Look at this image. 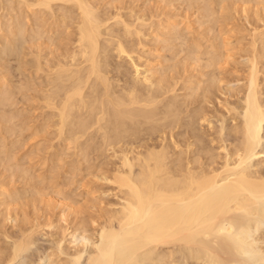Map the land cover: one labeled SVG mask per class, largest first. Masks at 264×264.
I'll return each mask as SVG.
<instances>
[{"label": "bare ground", "instance_id": "bare-ground-1", "mask_svg": "<svg viewBox=\"0 0 264 264\" xmlns=\"http://www.w3.org/2000/svg\"><path fill=\"white\" fill-rule=\"evenodd\" d=\"M16 1L17 0H0V9H5L7 7L6 14L7 12L9 13L10 9L16 10ZM102 1L99 0V3H102ZM163 1L164 0L160 2L163 3ZM167 1L170 3V0ZM175 1L178 2V0ZM175 1L172 0L171 3H175ZM179 1H183L182 5L185 2L187 6L189 5L188 3H193V6H196L195 4L199 0ZM223 1L225 2L227 0H222L221 2ZM235 1L236 5L234 0H231V2L229 1L230 5L233 4L236 6L233 7V11H230L232 15L233 12H236L234 9L237 8L239 10L238 7L241 6L238 0ZM245 1L246 5H242L243 7H241L240 10L244 15L247 14V9L248 11L251 9L249 8L250 3L247 5V2L252 0ZM254 1L255 3L257 2V0ZM254 1L252 2L255 5ZM259 1L261 0H258L257 3L261 5L262 2L261 6H264V2ZM18 2L19 1H17V5L22 9L21 18L22 16L23 18L20 19L19 14H17L15 20L8 17L9 20L12 19V23L10 22L9 24V21L8 23L5 22L6 26L7 24L10 26L8 28L6 27L7 33L6 31L3 33L4 30L2 32L5 23L4 26L2 25L3 23H0V34H4V37H0V40H6L7 37L5 34L8 35V41H6L5 44L3 42L2 45L0 41V61L11 57H14L15 60L17 57L18 60L22 52L23 55L26 54V58L28 55L29 58L30 56L33 58V66L30 70L33 68L35 71L34 75H38L37 77L40 81H37L36 85H34V87H38V89L36 88L37 90L34 89V94L35 90L38 93L37 98L36 95L32 97L39 101H37L39 104V106H37L41 109L40 114L42 115L40 116H44V120L41 119V121H44V125L41 124V130L39 129L41 133L38 131V134L40 133L43 135L45 128L47 129L48 126H51L52 129L54 128L53 130H55L56 133V139L54 140H57L60 144L63 142L67 148L69 146L72 147L73 150L71 154H73L71 157L74 161L77 160L76 164L80 161L83 163L85 156L86 159H88L87 155L91 154V152L95 151L96 154V151L101 152L102 150L103 155V152L105 154L106 151L112 149L113 152L111 157L118 158V162L114 164V166L112 163L114 170L112 171L113 173L110 174V176L112 175L110 182L108 181L109 178L106 177H103L104 179L102 178L101 180L108 181L111 185L113 184L116 186L115 190H117V192L116 194L114 193L116 201L109 204L110 209L104 210V207V212L100 210L102 214L93 215L94 213H90L92 215L90 216L91 219L88 218L89 221H86L85 218L79 216L80 214L82 215L80 211L79 215L77 214V207L79 208V206L76 207L72 204V196L68 197V194L66 197L63 195L62 190L61 194L59 191L60 188L56 190L55 185L51 186L53 176L50 178L51 181H49L50 179L47 181L46 176L48 175L45 176L44 173V175L41 176V170L40 177L45 176L44 178L46 180L44 181H47L48 185L51 183V185L47 187L45 183V186L43 185V187L35 189V186L33 187L32 184L33 191L36 193L35 196H37L36 201L38 203V201L41 200L40 203H43V199L50 195L51 199L49 197L48 200H50L51 203L48 201L50 203L48 207L51 205V210L52 206L53 210H58L55 216V218H57L54 220L50 219L54 214L53 212L50 213V218L47 217V215L44 216L46 218H43L42 216L44 214L40 217H35L38 216L35 215V213V216L33 215V217H30L29 213V218L27 217L23 211L22 202L25 204L27 200L26 204H29L30 209L32 187L29 185L28 189H31L30 194L26 188V190L21 189L19 184H22L25 178V185H27V181L37 176H31V173L29 175L28 172L31 171L29 167L31 166L27 167L29 169H27L28 172L26 169H22L24 165L22 166L19 164L21 157L18 161L16 159L17 162L15 161L12 164L14 157L16 158L17 155L18 157H24L20 153L18 154V149L20 147L17 149L18 152L16 149L15 151L12 150V152H16L14 157H12L14 153L11 152L12 155L10 154L11 148H8V145L12 142L11 146H15L13 145L15 136L12 137L10 135L11 142H7V146L5 145L6 142L3 141L5 140L3 134H7V138L8 133L15 135L17 132V128L15 130L16 132H14V122L11 121L13 119H18L16 114H9L10 111H13H5L4 108L6 106L9 107L11 99L12 103L14 102L12 95L14 96L16 94L15 89L18 92L20 90L18 85L16 88L11 85L10 89L12 87V89H14V92H11L7 89L9 85L6 86V84V89H4V83L6 81L3 83L2 80L6 75L3 72L1 76H5L4 78L1 77L2 80L0 82V167L2 166L1 170H3L0 172V213L3 214L0 215V243L2 245L0 246V264H14L23 254L26 256L27 254L25 255V253L33 250L31 248L35 245V235L48 237L51 241L49 244L52 245L51 248H53L50 254H46L49 253L48 251L45 255L41 253L42 257L39 259L40 263L38 264H42L41 261L43 262V260L49 261L50 264H189L191 261H194L195 264H252L256 260L260 263L261 259L262 264H264V250L253 245L254 240L259 237V231L262 230L263 232L264 227V159L260 157V155H264V151L259 150L262 149L264 145V65L261 66V63H259V60L262 61V59H264V54L260 56L256 46L257 41H259L258 38L262 41V47L264 46V41L262 39L264 38V32H260L261 30L258 29L259 25L256 27L259 31L253 27L252 33L248 28L245 30V32L249 31L248 33H251V38L248 36L249 41L246 40L250 42L249 47L251 45L250 49H247V52L244 53L246 58L243 56V53H241L242 59L243 57L245 58L244 66L246 65V70L242 72V62L241 71H239V73L244 74L240 77L241 81H233L234 84L236 82L241 83H239L237 87L231 88L227 86L223 89L221 85L223 84L221 80L223 76L221 75L224 74V71L222 69L224 68L225 70V66H228L230 62L233 64L234 62L230 60H233L232 55L235 57V55L232 54V52L234 53L235 51L233 50L231 52L229 46L231 45L234 47L235 43H242V40L240 41L239 39V42L236 41L233 45L231 41H223L222 37V40L219 38L220 41L218 36L215 35L212 36L214 38L210 36L213 41L209 40L210 37L208 38L210 42L212 41L211 44L208 43L207 46H203L201 44V38L198 39L194 35H191L193 41L184 43L182 26L178 27L181 25L180 23H178V26L175 24L177 20H179V17L177 14L173 13L174 7L172 8L174 17L171 18L173 20L176 15L178 19L175 18V23L170 22V18L164 21L163 18H166V16H163L162 19H159L160 16H157L158 20L152 12L154 9L151 10L153 15H150L148 12L147 16L143 13L139 14V12H136L137 9L132 10L133 6L128 12L126 11V13H123L125 9L122 4V7H118L116 3H114V6L111 5L113 4L112 2H116V0H108L109 5L107 7H111L107 10L106 8L102 10L105 4L101 6L96 0H20V2ZM119 2L122 3V0H119ZM221 2H219L218 5L224 4L223 7H227V4L225 5V3ZM3 3H6V6L4 5L3 7ZM212 3L214 4V2ZM212 3L209 0H203V7H200L201 9L199 8L202 10V14L200 15L201 21V17H203V19H205V17L206 19L211 17V20L213 17L215 18L214 14H216V10H214V8L217 6L215 7V4L212 5ZM237 3L239 4L237 5ZM257 3L254 7L252 5L253 8H259L258 10L255 8L254 12L252 11L253 15L250 11L251 15L249 16H252V18L256 16L259 17L264 9V7H260ZM133 4L134 3H132V5ZM126 5L127 4H125V7ZM166 5L167 3L164 4L165 7ZM182 5L180 4L179 7ZM187 6L186 8H188ZM193 6L192 4L189 6L190 10L193 9ZM199 6H201V4H199ZM247 6L248 8L245 9ZM54 7H56L57 12ZM141 7H144V5ZM223 7V13H220L221 6H219L216 15H218L219 12V14L226 16L225 10H227V8L224 10ZM137 8L139 9V7ZM156 8L157 6L155 7V11H157ZM177 8L178 7H176V10ZM164 9L165 8H162V13ZM144 10H146V8ZM169 10L171 9H168V11ZM168 11L167 14L169 15ZM228 11L229 10H227V12ZM159 12H161V10ZM184 12H186L185 8ZM199 14L200 12L198 13L197 11L195 15L196 18L199 17ZM227 15V19L228 17L229 19L232 18V16L230 18V14ZM239 15V18H244L240 12ZM6 16H3V18H6ZM261 16L258 19L261 20ZM47 17L49 18L47 19ZM257 17L254 18L255 22L257 21ZM219 18L220 15L218 19ZM222 18L224 17L222 16ZM246 18L247 16L245 19ZM263 18L262 21H264ZM50 19L51 21L48 23L47 20ZM67 19L72 23L71 25L69 24L70 27L67 26V24L70 23V21L67 23ZM155 19L158 21H155ZM200 19V28L202 29L203 25L207 23H205V21L204 23L201 22ZM220 19L219 21H224L223 24L225 25L226 19ZM247 19L250 20V17ZM4 20L7 21V19ZM59 20L60 25L57 24ZM217 20L216 23L214 20V23L215 26L217 24L216 32L220 35L222 32H219V30L224 31V28L221 30L222 28L220 27L221 29L219 28V30H217L219 25L223 26V24L221 22L220 24ZM23 21L26 22V26H23ZM189 21H191V19ZM212 21H206L208 22V29H210L209 24ZM233 21L235 22V20ZM258 21L256 23H258ZM46 22L48 23L47 26ZM178 22H181V20ZM191 22H195V18L194 21ZM228 22H230V20L227 21V24ZM260 23V27L262 26L264 30L262 22ZM248 24L250 23L248 22ZM248 24L245 23V26ZM61 26L63 31L66 29L65 32L68 28L72 29L70 33L68 30L71 37L65 42L66 44L68 43L64 45L65 48L63 47L64 49H61V51L59 50L60 54H57L54 58L51 57L53 58L51 61L48 60L49 57L47 58L42 54L43 52H47L46 49L48 48H52L53 50L57 42V47L59 43L64 44L61 38L63 35V33H61ZM155 26L161 31L160 32L156 28V30L159 31L158 37L160 33H163L161 37L164 36V38L159 39L156 36L157 31L155 30ZM176 26L177 29L179 28V31H176L177 29L175 30ZM191 26L192 28L193 26L197 27V25H193L192 23ZM215 26L213 24L212 27L215 29ZM57 27L60 28V32H58L59 30L57 31ZM189 27L190 25H188L187 29L191 31L192 29ZM227 27L229 28V26ZM200 28L198 29L200 30ZM29 29L30 32L28 31ZM185 29L186 28H184L183 31H185ZM208 29L205 28V30L209 32ZM228 30H230V28ZM25 32L31 35L30 37L29 35L27 36L29 40L24 38ZM55 32L56 34L58 32L57 36L60 35L59 33L62 34L60 35V42L57 41L58 38ZM154 32H156V35ZM204 32L205 31H203V34ZM195 33L197 34L198 32H195L194 29V34ZM226 33V38L228 40L231 39L228 37V31ZM232 33L230 31V34ZM45 34H50V36L47 38V35L44 42H42L43 35ZM53 34L56 36V42L52 47V42L55 40ZM67 34L63 35V38L66 39L68 36ZM208 34L213 35L210 32L207 34L205 32V37ZM9 35L12 38L10 37L9 39ZM199 35L201 36V34ZM35 37L38 38L37 40H40V43H43H41L40 46L44 47V51L42 49L39 50L37 47L39 51H35V53L32 52L31 47H33L32 43H34ZM231 37L234 38L235 36L231 35ZM143 38L145 40L146 38L155 39V41L152 40L154 46L156 40H158V44L162 42L160 46L163 45V43H167L168 46L172 43V49L179 45L178 41H181V48L183 47L181 52L186 53L183 55L184 59H181L180 67L178 64L177 69L176 64V68L173 67V70H171L169 64H166L164 68H169L170 70L168 69V71L170 72L166 75L164 74L165 76L160 74L159 69H161V67L159 68V65L162 63V60L158 61V71L155 70L156 68L154 67L156 64L155 66L153 65L152 59V64L149 59L143 60L148 50H151L150 47H148V50L146 49L145 44L147 42L145 43ZM37 40L34 46H36L37 43L40 44ZM175 41H177V45ZM214 41L215 43H213ZM261 41H259L260 44L258 43V46L261 45ZM152 42L150 41V45ZM173 42H175L176 46ZM247 42H245L246 45H248ZM26 44L28 46L30 45L27 47L29 51L26 49ZM62 44L61 46H63ZM158 44H156V46ZM24 45L25 49L28 51L26 53L24 52L26 51ZM165 46L167 47V45ZM165 46L163 47L166 48ZM155 47L153 48L152 46L153 49H155ZM244 47L247 48V46ZM262 47L260 49L258 48L260 53ZM162 49V47L161 49L159 48L161 52ZM177 49L180 50V45ZM177 49L172 50L174 53L176 51V54H174L175 58L170 55L173 60L169 58V62L171 60L174 61L177 55L179 57L180 51ZM34 50L35 47L33 48V51ZM155 51L152 55L149 54V56L152 57L154 53L157 55V51ZM150 52H152V50ZM250 52L251 54H249ZM52 53L53 51L49 52V54L47 52V56H51ZM55 53H58L57 48ZM55 53L53 54L55 55ZM246 53L249 56H246ZM23 55L21 58L25 57ZM146 57L149 58L148 56ZM154 59L155 58H153V60ZM142 60L145 62L141 63ZM2 62H0V69L1 65L2 67L4 66ZM159 62L161 63L159 64ZM163 62L167 63L165 59ZM27 63H25L24 67L28 65ZM229 66L231 67V65ZM20 68L22 69V67ZM164 68H162L161 71ZM17 69L19 70V66L16 70ZM165 69L164 72L166 73L167 70ZM174 69H177L176 72H174ZM24 70H26V68ZM236 70L238 69H234L235 72ZM222 72L223 74H221ZM219 76H221V78H219ZM30 78L32 82V79H34L32 74ZM4 80H6V78ZM26 81L27 82L24 84L28 83L29 77ZM229 83L232 82L229 81ZM31 84L33 87V83ZM31 84L29 82V85ZM23 85H19V87ZM25 87L27 89V86ZM26 89L25 91H28ZM31 91H33V89ZM178 91L181 92V95ZM214 91H216L218 95H221V98H217ZM17 95L15 97H17ZM12 103L11 105L13 106L14 103ZM11 105L10 107H12ZM38 118L40 117L38 116ZM10 121L12 122L13 128L11 125L7 126V123L9 122L10 124ZM21 121L22 120H20V123L22 124L23 121ZM3 124L6 125L4 126ZM38 124L40 126L39 121ZM34 131L36 132V130ZM17 133L19 135V132ZM38 134L36 133V135ZM18 135L16 138L20 137ZM42 135L41 138L45 141L46 138L43 139L44 137ZM46 135L48 136V134ZM17 140L16 142L14 141L16 145L18 143ZM50 141V143H52L53 138ZM4 142L5 144H3ZM38 144L39 143H37V145ZM52 147L50 144V150H52ZM116 147H120L119 154L115 151L117 150ZM60 148L64 149L63 145ZM67 148L66 150L68 151ZM12 149H14V147H12ZM56 151L55 149V153L52 151L54 156L51 155V157H55L56 153L62 157L60 154L62 151H60V153ZM74 151L75 156H73ZM63 155L65 156L64 153ZM57 157L58 156L54 159L56 160ZM79 157L82 158V160ZM11 158H13V160ZM62 158L56 161L59 162L61 159V162H63ZM90 159L91 157L89 160ZM95 160H97V158H95ZM49 162L51 163V168H53L54 165L52 164L54 161L51 162L49 160ZM7 164H9V166ZM12 166H15L13 168H16V172L14 171V173L12 169L13 174L11 173L12 175H10L9 173V175H6V171L8 169L10 170ZM41 167L43 169L45 168L43 165ZM55 170L51 169V171L59 173L58 169L55 168ZM36 173L38 175V172ZM48 174L50 177V173ZM53 174L54 173H52V175ZM66 174L68 175V173H64L65 177ZM37 178L40 179L39 177ZM37 178V183L42 186L40 182L43 184V181L40 180L39 182ZM54 179L56 180L55 177ZM33 180L35 181V179ZM17 182H19L18 185ZM72 182L70 186L73 188L72 184L74 183ZM11 184L12 186H10ZM15 184L16 186H13ZM64 184H68L69 186L68 182L65 183L64 181ZM35 185H37L36 182ZM82 185L84 186L86 184L82 183ZM17 186H19L21 190H19ZM46 189L47 191L49 190L48 193L45 192ZM62 189H64V186ZM73 191L75 190L73 189ZM93 191L92 193H94ZM94 194H96V192ZM86 195L85 202L84 197ZM86 195H82L84 201H81L82 203L80 202V204L78 203L80 206L82 205V207H84L87 201H92V196H90V200H87L89 195ZM73 198H75L74 195ZM76 198L81 197L76 196ZM99 202H101L100 198ZM45 203L46 201L44 205ZM47 203L45 210L46 208L49 210ZM90 204L92 205V203ZM93 204L96 205L97 202ZM87 206L89 207V205ZM87 206L84 208L86 209ZM91 207H94V205ZM97 207L98 209H102L101 206ZM48 210L47 212L49 213ZM27 212L28 211H26V213ZM76 215H78L79 218ZM59 223L63 225L59 226ZM8 229H14L17 232H14V234ZM57 229L60 231L58 232ZM54 230L57 232H54ZM257 232L259 233L257 234ZM257 244H259L258 240ZM175 247L178 248L177 253L181 252V256L178 257V255H175ZM244 256L246 257L243 259L242 257ZM36 259L38 260V258ZM188 259H191V261L189 262ZM222 259H224L223 262ZM250 261H252V263H250Z\"/></svg>", "mask_w": 264, "mask_h": 264}, {"label": "rangeland", "instance_id": "rangeland-1", "mask_svg": "<svg viewBox=\"0 0 264 264\" xmlns=\"http://www.w3.org/2000/svg\"><path fill=\"white\" fill-rule=\"evenodd\" d=\"M17 1H19L20 2V0H17ZM17 1H16V5H15V9L16 10H11L10 9V11H9V13L7 12V14L5 13L6 11H7V7L5 8V9H0V16H1V21H0V23L4 26V23L5 22H7L8 23V21H9V24H10V22L12 23V19L11 20H9L8 19V17L9 18H13L14 20H15V18L17 17V14H19L20 15V17H19V15H18V17L20 18V19H22L23 18V16H22V18H21V15H22V9H21V7L20 6H18L17 5ZM102 1V0H101ZM104 1V2H103ZM102 1V3L100 2L99 3V0H96V2H98L101 6L102 5H106V3H107V5H106V7H105V5L102 7V10H104L105 8H106V10L108 9V8H110L111 6H109V7H107L109 4H108V0L107 1H105V0H103ZM110 1H112V0H110ZM121 1V0H120ZM133 1V2H132ZM160 1H162V0H122V3L121 2H119V0H118V3H117V0H116V2H112L113 4H111V5H113L114 6V3H116V5L118 4V7H122V5H123V8L125 9L124 11H123V13H126V11L128 12V10L129 9H131L132 8V6H133V9L132 10H136V12H139V14H145L146 16H147V13L149 12V14L150 15H153V13H154V16H155V18H157V16L159 17L160 16V18L159 19H162V17L163 16H166V18L164 17L163 18V20L164 21H167V20H165V19H169L170 18V22H173V23H175V18H177L176 17V15H175V18L172 20V18L174 17V14H177V16L179 17V20H177V22L175 23L177 26H178V23H180L181 25L180 26H178V27H181V29H182V34H183V40H184V43L185 42H190V41H193V37L191 36V35H194L195 37H197L198 39L199 38H201V44L203 45V46H207V44L209 43V44H211L212 43V41H213V39L212 38H214V37H212V36H215V35H217L218 36V39L220 38L221 40H222V38H223V41L224 40H226V41H231V44H233L234 42H236V41H238L239 39H240V41L242 40V43L241 42H239V43H235V45H234V47L233 46H229L230 48V51L232 52L233 50L235 51L234 53L232 52V54H234L235 55V57H233V55H232V59L233 60H230V61H232V62H234L233 64H231V62H230V64L229 65H231V67L228 65V66H225L226 68H225V70H224V68L222 69L223 71H224V74H223V72L221 73V74H223V75H221V76H223V78L221 79L222 80V82H223V84H221L222 85V87H223V89H225V87H231V88H233V87H237V85L239 84V83H241V82H236L235 84L233 83V81H241V78L240 77H242V75L244 74V73H239V71H241V66H242V64H243V66H242V72H244L246 69H245V66H244V61H245V55H244V53L245 52H247V49H250V47H251V45H250V47H249V43L250 42H247V41H249V37L251 38V31L253 30L252 29V27L254 28V29H257L256 27L259 25V28L258 29H260L261 31L260 32H264V30H263V27L261 26L260 27V22H262V25L264 26V21H262V18L264 17V15H263V12H264V9L262 10L261 8V10H262V14L261 15H263V16H261V15H259V17L261 16V20L260 19H258L259 17H257V21H258V23H256L255 22V20H254V18H256V17H254L255 16V14H254V18H252V16H249V15H251L250 14V11H251V13H252V15H253V12L255 11V8H253L255 5H256V3L258 2V0H257V2L255 3V1L254 0H252V1H254V3H255V5L253 4V2L252 1H250V0H248V1H250V2H247V5L250 3V5H249V8H251L249 11H248V6L245 8V9H247V14L246 15H244V13L243 12H241L240 10H241V7H243L242 5H246V1L244 0V3H243V0H241V2H240V0H238L239 1V3L241 4V6L240 7H238L239 8V10L237 9V8H235L234 10L237 12V11H239L240 12V14L241 15H243V17L244 18H239V12H233V15L234 14H236V15H232L231 14V10L233 11V7H236V6H234L233 4V6L232 5H230V2H231V0H227L228 1V3H227V1H223V2H221L220 0H219V2H221V3H225V5L227 4V7H223V5L222 4H220V5H218V0L216 1V0H209L211 3L212 2H214V4H215V7L216 8H214L212 5H214L213 3H212V7L214 8V10H216V14H217V10H218V8H219V6H221V11H220V13L222 12L223 13V11H222V7H223V9L225 10L226 8H227V10H229L228 12H227V10H225L226 11V16L225 15H221V14H219V12H218V15H216V14H214V16H215V18L213 17L212 18V20H211V17H209V18H207L206 19V17H205V19H203V17H201L202 18V21H201V19H200V15L202 14L201 12H202V10H200L202 7H203V0H199L198 2H196V6H193V3H191L192 4V8L193 9H191L190 10V3H188V2H186V3H188L189 5L187 6V4H185V2H184V4L182 5V3H183V1H179L178 0V2L177 1H175V0H173V1H175V3H177V4H175V3H171V1L172 0H170V3L167 1V0H164L163 1V3L162 2H160ZM205 1V0H204ZM261 1H263L264 2V0H261ZM261 1H259V2H261ZM18 2V3H19ZM123 2H124V4H123ZM126 2V3H125ZM159 2V3H158ZM180 2V3H179ZM234 2H235V5H236V1L234 0ZM130 3V4H129ZM132 3H134L133 5H132ZM144 3V4H143ZM167 3V5H169V6H167L166 5V7L164 6V4H166ZM198 3V4H197ZM205 3V2H204ZM233 3V2H232ZM239 3H237V5L239 4ZM122 4V5H121ZM125 4H127L126 5V7H125ZM157 4V5H156ZM173 4V5H172ZM182 5V6H180L179 7V5ZM199 4H201V6H199ZM260 7H264V6H261L262 5V2H261V5L259 4V3H257ZM264 4V3H263ZM4 5L6 6V3L4 4L3 3V7H4ZM115 5V6H116ZM121 5V6H120ZM144 5V7H141V6H143ZM171 5V6H170ZM252 5H253V7H252ZM131 6V7H130ZM147 6V7H146ZM152 6V7H151ZM157 6V8H156V10L157 11H155V7ZM160 8H159V7ZM185 6V7H184ZM186 6L188 7V8H186ZM197 6H199V7H197ZM251 6V7H250ZM13 7V6H12ZM128 7V8H127ZM136 7V8H135ZM137 7H139V9L137 8ZM174 7V9H173V13H172V8ZM176 7H178L177 8V10H176ZM182 7V8H181ZM198 9H197V8ZM201 7V8H200ZM258 7V6H257ZM18 8H19V10H20V12H19V10H18ZM135 8V9H134ZM141 8V9H140ZM146 8V10H144ZM158 8H159V10H158ZM162 8H165L164 10H163V13H162ZM184 8H185V11L186 12H184ZM195 8V9H194ZM200 8V9H199ZM229 8V9H228ZM230 8H232V9H230ZM54 9L56 10V12H57V9H56V7H54ZM127 9V10H126ZM150 11H149V10ZM154 9V11H152L151 12V10H153ZM168 9H171V10H169L168 11ZM179 9V10H178ZM188 9V10H187ZM254 9V10H253ZM257 9V8H256ZM259 9V8H258ZM257 9V10H258ZM3 10V11H2ZM140 10V11H139ZM142 10H143V12H142ZM148 10V11H147ZM161 10V12H159ZM166 10V11H165ZM182 10H183V12H182ZM190 10V11H189ZM12 11H14V12H12ZM167 11H168V13H169V15L167 14ZM178 11V12H177ZM195 11V12H194ZM197 11H198V13L200 12V14H199V17L198 18H196V14H197ZM242 11H243V8H242ZM253 11V12H252ZM260 11V10H259ZM151 12V13H150ZM158 13V15H157V13ZM180 12V13H179ZM59 13V12H58ZM57 13V14H58ZM155 13H156V15H155ZM162 13V14H161ZM166 13V14H165ZM179 13V14H178ZM196 13V14H195ZM249 13V14H248ZM172 14H173V16H172ZM180 14H182V15H180ZM225 14V13H224ZM227 14H230V18H231V16H232V18L231 19H229V17H228V19H227ZM7 15V16H6ZM150 15H148V16H150ZM162 15V16H161ZM187 15H188V17H187ZM191 15H193V16H191ZM219 15H220V20H224V18L226 19V23H225V25L223 24V22L224 21H219V19H218V17H219ZM3 16H6V18L4 17L3 18ZM167 16H168V18H167ZM181 16H182V18H181ZM195 16V17H194ZM217 16V17H216ZM222 16L224 17V18H222ZM247 16V18H249L250 17V20H251V22H252V24H254L255 25V27H254V25H252L251 24V22H250V20L249 19H245V17ZM172 17V18H171ZM183 17H184V19H183ZM190 17V18H189ZM237 17V18H236ZM2 18H3V20L4 19H7V21L6 20H2ZM49 17H47V19H48ZM187 20H186V19ZM189 18V19H188ZM194 18H195V22H191V21H194ZM234 18V19H233ZM33 19V18H32ZM158 19V18H157ZM157 19H155V21L157 20ZM158 19V20H159ZM178 19V18H177ZM183 19V20H182ZM191 19V21H189ZM199 19H200V21L201 22H203L204 23V21H205V23H207V24H204L203 25V30L200 28V22H199ZM218 19V20H217ZM244 19V20H243ZM157 20V21H158ZM181 20V22H178V21H180ZM184 20H186V21H184ZM214 20H215V23H216V20L220 23H222L223 24V26L222 25H219L218 26V29L217 30H219V28L221 29V30H223V28H224V31H220L219 30V32H222L220 35L219 34H217V32H216V28H217V24H216V26H215V23H214ZM230 20V22H228V24H227V21H229ZM233 20H235V22L233 21ZM236 20H237V22H236ZM242 20H243V22H242ZM248 20V21H247ZM263 20H264V18H263ZM49 21H51V19L50 20H47V22L49 23ZM67 21V23H68V21H70L69 19H67L66 20ZM183 21V22H182ZM188 21H189V23H188ZM197 21V22H196ZM206 21H212V22H210V29H208V22H206ZM244 21H245V23H247L248 24V22L250 23V24H248V25H246L245 26V23H244ZM46 22V26H47V23ZM162 22V21H161ZM199 22V23H198ZM254 22V23H253ZM66 23V24H67ZM155 23H158V22H155ZM183 23V24H182ZM190 25V27H191V31L189 30V29H187L188 28V25ZM191 23L193 24V25H197V27L196 26H193V28H192V26H191ZM197 23V24H196ZM203 23H201V24H203ZM211 23H212V25H211ZM220 23V24H221ZM229 23H230V25H229ZM9 24H7V26H6V23H5V26H4V28H3V26L1 25V27L3 28L2 29V32H3V30H4V32L3 33H5V31H6V33H7V28L8 27H10L9 26ZM26 24V22L25 21H23V26ZM57 24H59L60 25V20H59V22L57 23ZM69 24L71 25L72 23H71V21H70V23H68L67 24V26H69ZM213 24H214V26H215V29H214V27H212L213 26ZM185 27H184V26ZM229 26V28H230V30H228L229 28L227 27V26ZM243 25V26H242ZM26 26V25H25ZM40 26L42 27V25L40 24ZM177 26L175 27V30L177 29ZM199 26V27H198ZM202 26V25H201ZM226 26V27H225ZM241 26V27H240ZM244 26H245V28H244ZM7 27V28H6ZM70 27V26H69ZM189 27V28H190ZM156 28H157V26H155V30H156ZM184 28H186L185 29V31H183V29ZM198 28H200V30L197 29ZM205 28L206 29H208L209 30V32L210 33H215V34H213V35H211V34H208V35H206V37H205V32H206V34L207 33H209L208 31H206L205 30ZM211 28H212V30H211ZM227 28V29H226ZM233 28V29H232ZM243 28V29H242ZM246 28H248V30L251 32V33H248L249 31H246L245 32V30H246ZM250 28V29H249ZM262 28V29H261ZM10 29V28H9ZM60 28H58L57 27V31L59 30ZM180 29V30H181ZM194 29H195V32L197 31L198 33L196 34H194ZM257 29V30H258ZM61 33H63V35H66L67 33H68V30H69V33L70 32H72V29L70 28H68V30L65 32V30L63 31V28H62V26H61ZM157 30H159L158 28H157ZM156 30V31H157ZM228 31V37L229 38H231V39H227L226 37H227V31ZM243 30V31H242ZM29 32H30V29L28 30ZM27 31V32H28ZM55 31H56V28H55ZM160 31V30H159ZM159 31H157V35H156V32H154V34L158 37V34H159ZM176 31H179V28L176 30ZM191 32V34H190V32ZM202 31V32H201ZM203 31H205L204 32V34H203ZM215 31V32H214ZM230 31H231V33L232 34H230ZM244 32V33H242V32ZM259 31V30H258ZM58 32H60V30L58 31ZM58 32H57V34H58ZM66 34H65V33ZM161 32V31H160ZM163 32V31H162ZM165 32V31H164ZM181 32V31H180ZM185 32H186V36H185ZM201 32V33H200ZM0 33H1V30H0ZM61 33H59L60 35H62ZM67 34L68 36L66 37V39L65 38H63V35H62V39H63V41H64V44H62L63 46H61V44L59 43V45H58V47H57V44H58V42L56 43V46L55 47H53L54 45H55V42H56V36H57V34H56V32H55V34H56V36L53 34V37H54V41L52 42V44L53 45H51L52 47H53V50H52V48H48V49H46V51L48 52V54H49V52H51V51H53V53H55L56 52V48H57V51H58V53H55V55L52 53V55L51 56H47V52H43L44 51V47L43 46H40L41 45V43L42 42H44V40L46 39V36L48 35V34H45V35H43V38H42V42L40 43V40H37L38 38L37 37H35V41H34V43L36 44V40L37 41H39V43L40 44H38L37 43V45L36 46H34V43H32V45H33V47H31V49H32V52L33 53H35V51L37 52V51H39V50H43L42 52H43V54L42 55H44V56H46L47 58H48V60H53V58L55 57V56H57V54H60L59 52L61 51V49H64L65 47H64V45L66 44L65 42H67L69 39H70V34ZM188 33H189V37H188ZM225 33H226V36H225ZM246 33H247V35H246ZM32 34V33H31ZM199 34H201V36L199 35ZM202 34H203V38H202ZM236 34V35H235ZM3 35V36H2ZM0 34V37H4V34ZM25 39L27 38V36L29 35V37L31 36L29 33L27 34L26 32H25ZM60 35H58L57 36V41H61V40H59L60 39ZM161 35H163V33H160V35H159V39L160 38H164V36H162L161 37ZM231 35L232 36H235L234 38L233 37H231ZM5 36L7 37V39L6 40H3L2 38V40H0L1 41V44L3 45V42H4V44H5V42L6 41H8V35H6L5 34ZM50 36V34L47 36V38ZM191 36V37H190ZM199 36V37H198ZM212 38H211V37ZM224 36H225V39H224ZM249 36V37H248ZM10 35H9V39H10ZM186 37V38H185ZM210 37V38H209ZM222 37V38H221ZM239 37V38H238ZM12 38V37H11ZM206 38H207V42H206ZM208 38H209V40H212L211 42L208 40ZM236 38H237V40H236ZM244 38V39H243ZM246 38V39H245ZM28 40H29V38H27ZM65 39V40H64ZM189 39H192V40H189ZM203 39H205V40H203ZM219 39V40H220ZM259 39V41H261V39L260 38H258ZM263 39V41H264V38H262ZM149 40V41H148ZM152 40L153 41H155V39H153V38H146V40L143 38V41L146 43L145 45H146V49L148 50L149 48L148 47H150V49L152 50V52H150L149 50H148V53H147V55H145V58L143 59V60H145V59H149V61H150V63L152 64V62H153V65L155 66V64H156V66L154 67V68H156L155 70H157L158 71V69L161 67V69L162 68H164V67H166V64H169V68H171V70H173V67L174 68H176V64H177V69H178V64H179V67H180V62H181V59H184V56L183 55H185V53L186 52H181L182 51V49H183V47L181 48V41L179 42L178 40V44L180 45V50L179 49H177V47L179 46V45H177V41H175L176 42V45H175V42H173L174 43V45L176 46L174 49H177L178 51H180L179 52V57H178V55H177V57H176V61L174 62V61H172L173 60V58H175V55L174 54H176V51H175V53L174 52H172V50H174V49H172L171 48V46H173V44L171 43V45H169L168 46V44L166 43H163V45H161L160 46V43L162 44V42H159V44H158V40H156V42H155V46H156V44H158L156 47L153 45L154 43L152 42ZM189 40V41H188ZM218 40V41H219ZM220 40V41H221ZM247 40V41H246ZM62 41V42H63ZM150 41L152 42V44L150 45ZM204 42V44H203V42ZM209 41V42H208ZM259 41H257V43H256V46H257V52L259 53V55L261 56V54L263 55L264 54V46L262 47V41H261V45H259L258 46V43L260 44V42ZM149 42V43H148ZM206 42V43H205ZM245 42H247L248 43V45H246L245 44ZM213 43H215V41L213 42ZM216 43H217V41H216ZM43 44V43H42ZM68 44V43H67ZM66 44V45H67ZM206 44V45H205ZM238 44V45H237ZM40 47H39V46ZM165 45H167V47L165 46ZM237 45V46H236ZM240 45V46H239ZM243 45V46H242ZM30 46V45H29ZM27 44H26V49L28 50V48L27 47H29ZM59 46H60V48H59ZM152 46H153V48L155 47V49H156V51H155V49H153L152 48ZM163 46H165L166 48H164ZM244 46H247V48H245ZM262 47V49H263V52H262V49H261V53H260V50H258V48L260 49L261 47ZM35 47V50L33 51V48ZM37 47L39 48V50L37 49ZM42 47V48H41ZM64 47V48H63ZM161 47L163 48L162 49V52L159 50V48L161 49ZM231 47H232V49H231ZM236 47V48H235ZM239 47V48H238ZM249 47V48H248ZM59 48V49H58ZM167 48H169V49H167ZM234 48V49H233ZM24 49H25V45H24ZM25 49V50H26ZM240 49H241V51L242 50H245V51H240ZM1 50V49H0ZM24 51L25 53L26 52H28V51ZM60 50V51H59ZM169 50H170V52H171V54H170V52H169ZM156 52L157 53V55H155V53H154V57L152 56V57H150L149 56V54H153V52ZM164 51V52H163ZM167 51V52H166ZM230 51H229V53H230ZM237 51V52H236ZM249 51V50H248ZM161 53V54H159V53ZM172 53H173V55H172ZM180 53H181V55H180ZM183 53V54H182ZM241 53H243V56L245 57H243V59H242V54ZM46 54V55H45ZM162 54H163V56H162ZM177 54H178V52H177ZM241 54V55H240ZM249 54H251V52L249 53ZM23 55V52L21 53V55L19 56L20 58L18 59L19 60V62H18V60H17V57H16V60H15V58L14 57H11V58H9V59H7V58H5V59H2V61L4 62L5 60V62L3 63L2 61H0V62H2V64H4V66L2 67V65H1V69H0V82H1V80H2V78L1 77H3L4 78V76L6 75V80H2V82L4 83V81H6L5 83H4V89H6V86L7 85H9V86H7V89H9L11 92H14V89H10V87H11V85L12 86H14L15 88H16V86L18 85V88H20V90H19V92L18 91H16V89H15V95L13 96L12 95V97H13V103L15 104V106H14V104L12 103V99H11V103L13 104V106L11 105V103H10V105L12 106V107H10V105H9V103H8V105H9V107L8 106H6L5 108H4V110L6 111H10V110H12L13 112H11L10 111V113L9 114H16V117L18 118V119H13V120H11L12 122H14V132H16L15 130H16V128H17V132H19V135H18V133L16 132V134L15 135H13V134H9L8 133V136H9V139H8V136H7V138H6V135L7 134H3V136H5L4 137V139L5 140H3V141H5L6 142V144H5V142L3 143V144H5L6 146L8 145L7 144V142L9 143V142H11V138H10V135L13 137V136H15L14 137V141L16 142V140L18 139V138H20V139H18L17 141H18V143H17V145L15 144V142L13 141V139H12V141H13V145H15V146H11L12 145V142H11V144H9L8 145V148H11V150H10V154H11V152H12V150H14L15 151V149L17 150L19 147L21 148H19L18 150H19V152H18V150H17V152H18V154L20 153L21 155H23L24 157L22 158V156H19L18 157V155L16 156V158L14 157V155H16L15 153L16 152H12V153H14L13 154V156L12 157H14V160H13V158H11L13 161H12V164H13V162H15L16 161V159H17V161H18V159L20 158V161H21V163H20V161H19V164L20 165H24L23 166V170H27L28 168L27 167H29V166H31V167H29V168H31L30 170L32 171H29L28 172V170H27V172L29 173V175H30V173H31V176H33V175H35V176H37V177H39L40 179H38L37 177V179H38V181L40 182V180L41 181H43V184H42V182H40V184L42 185V186H40L39 185V183H37V181H36V178H32V177H30V178H32V179H30L31 181L33 180V179H35V181L33 180L32 181V183H31V181H30V183H29V181H27L28 182V184L27 185H25L26 184V182H25V176L24 177H22V178H24V183L22 182V184H19V186H21V189H23V190H26L27 189V191L28 192H30V194H31V189L29 190L28 188H29V185H30V187H32V184H33V187L35 186V189H39V188H41V187H43V185L45 184V185H47V187L48 186H50L51 185V183L48 185L47 184V181H48V179H50L51 178V176H53V178H52V185L51 186H53V185H55L56 186V190L58 189V188H60L59 189V191L61 192V190L63 191V195L64 196H66L67 197V195L69 194V196L68 197H71L72 196V204H74V206H79V208L77 207V209H78V211H77V209H76V211H77V214L79 215V211L82 213V215L80 214L79 216L81 217H83V218H85V220L86 221H89L88 220V218H90L91 219V217L90 216H92L91 214L92 213H94L93 215H97V214H102L101 212H102V210L104 209V207H105V209L104 210H107L108 208L110 209V207H109V204H112L113 202H115L116 201V198H114V196H115V194H116V192H117V190H115V187L116 186H114L113 184L111 185V183H109L110 182V179H111V176H110V174L111 173H113L112 171L114 170V164H116L117 162H118V158L116 159V158H113V157H111V155H112V149H109L108 151H106L105 152V154H104V152H103V155H104V157H103V155H102V150H101V152L100 151H96V154H95V151L94 152H91V154H89V155H91V156H89V155H87L88 156V159H86V156H85V159L83 160V163L80 161L79 163H81V164H79V163H77L76 164V162H77V160L76 161H74V159L71 157L72 156V154H71V152H72V147L71 146H69L70 147V149H69V147L67 148L66 147V145L65 144H63V142L60 144V142H58L57 140H54V139H56L55 138V135H56V133H55V130H53L52 128H51V126H48L47 127V129L45 128V132H43V135L42 134H40L41 133V131H39V129H40V127H41V124H43L44 125V116H40V115H42V114H40L41 113V109L38 107L39 106V104H38V100H36V98H37V95H38V93H37V89H38V87L37 86H35L34 87V85H36V82L37 81H40L39 80V78L37 77L38 75H34V70H33V68H32V70H30L31 69V67L33 66V64H32V61H33V58L30 56V58H29V55L27 56V58H26V54H24L23 56H25L23 59L21 58V56ZM164 55H165V58H164ZM173 56V58H171V56ZM231 55V54H230ZM236 55H237V57H236ZM240 55V56H239ZM146 56H148L149 58H147ZM160 56V57H159ZM167 56H168V58H167ZM246 56H249L247 53H246ZM51 57H53V58H51ZM159 59H157V58ZM239 57H241V58H239ZM13 58H14V61H13ZM153 58H155L154 60H153ZM161 58H164L165 59V62H167V63H164L163 62V60L164 59H161ZM172 59L170 62L168 61V60H170V59ZM235 58V59H234ZM263 58V57H262ZM261 58V59H262ZM21 59V60H20ZM151 59H152V62H151ZM166 59H167V61H166ZM238 59V60H237ZM25 60V61H24ZM51 60V61H52ZM142 60V61H143ZM157 60V61H156ZM160 60H162L161 62L162 63H164V64H162L161 62H159V68L157 67L158 66V61H160ZM21 61V62H20ZM29 61H30V64H29ZM141 61V63H144L145 61H143L142 62ZM178 61V62H177ZM237 62V64H236V62ZM239 61V62H238ZM7 62V63H6ZM15 62V63H14ZM28 62V63H27ZM177 62V63H176ZM243 62V63H242ZM263 62V63H262ZM12 63V64H11ZM21 63H22V65H21ZM25 63H27L26 65V67H24L25 66ZM173 63H175V64H173ZM239 63H240V66H239ZM242 63V64H241ZM259 63H261V66H263L264 65V59H262V61L261 60H259ZM1 64V63H0ZM18 64H20V65H18ZM24 64V65H23ZM245 64H246V62H245ZM6 65V66H5ZM16 65H17V67L19 66V70H20V72H19V70L17 69L16 70ZM163 65V66H162ZM173 65V66H172ZM227 65V64H226ZM235 67H233V66ZM238 65V66H237ZM29 66V67H28ZM170 66H172V67H170ZM237 66V67H236ZM20 67H22V69L20 68ZM168 67V66H167ZM228 67V68H227ZM264 67V66H263ZM3 68V69H2ZM26 68V70H24ZM169 68H167V69H165V70H167V72L165 73L164 72V69L161 71V69H159L160 70V74H162L163 76H165L166 74H168L170 71H168V69ZM222 68V67H221ZM230 68V69H229ZM232 68H233V70H232ZM244 68V69H243ZM177 69H174L175 71L174 72H176V70ZM234 69H238V70H236V72L234 71ZM1 70H2V72H1ZM4 70V71H3ZM170 70V69H169ZM232 70V71H231ZM17 71V72H16ZM3 72L5 73V75H3V76H1L2 74H3ZM164 72V73H163ZM226 72V73H225ZM20 73V74H19ZM24 73V74H23ZM28 73H29V75H28ZM33 75V78L34 79H32V82H31V78H32V76H31V78H30V75L31 74ZM27 74V75H26ZM165 74V75H164ZM238 74H239V78H238ZM20 75V76H19ZM21 75H23V76H21ZM226 75V76H225ZM221 76H219V78H221ZM28 77H29V81H28V83H26V84H24L25 82H27L26 81V79L28 80ZM156 77V76H155ZM26 78V79H25ZM36 78H37V80H36ZM238 78V79H237ZM234 79V80H233ZM11 80V81H10ZM35 82H34V81ZM226 81V82H225ZM229 81L230 82H232V83H229ZM7 82H9V83H7ZM12 82V83H11ZM14 82V83H13ZM18 84H17V83ZM29 82H30V84L31 83H33V87H32V84L31 85H29ZM228 83V84H225V83ZM39 83V82H38ZM38 83H37V85H38ZM5 84H6V86H5ZM14 84V85H13ZM24 84V85H23ZM19 85H23V86H20L19 87ZM25 86H27V89H26V87ZM239 86V85H238ZM24 87V88H23ZM29 88V89H28ZM37 88V89H36ZM25 89L26 90H28V91H25ZM33 89V91H31ZM34 89H36L35 90V94H34ZM2 90H3V87H2ZM22 91V92H21ZM215 93V96L217 97V98H221V95H218L217 94V92L216 91H214ZM224 92V91H223ZM37 93V94H36ZM178 93L181 95V92L180 91H178ZM177 93V94H178ZM18 94V95H17ZM17 95V97H15ZM35 95H36V98H34L35 97ZM218 95V96H217ZM32 96H34V97H32ZM220 96V97H219ZM26 97V98H25ZM30 97H31V99H30ZM15 98H16V100H15ZM33 98V99H32ZM18 100H19V103H18ZM38 101V102H37ZM38 105V106H37ZM36 106V107H35ZM37 107H38V109H40V110H38L37 109ZM15 108V109H14ZM16 110V111H15ZM17 111H19V112H17ZM21 112V113H20ZM38 116L40 117V118H38ZM22 120L21 122H22V124L20 123V120ZM41 119H43L42 121H41ZM10 121V124H9V122L7 123L8 125L7 126H10L11 125V127L13 128V125H12V122ZM38 121L40 122V126H39V124H38ZM16 122V123H15ZM33 122V123H32ZM35 123V124H34ZM31 124V125H30ZM4 125V124H3ZM6 125V124H5ZM4 125V126H5ZM26 125V126H25ZM38 125V126H37ZM49 125H51V124H49ZM19 127H22V128H19ZM26 127V128H25ZM28 128V129H27ZM35 128V129H34ZM38 128V129H37ZM19 129V130H18ZM27 131H26V130ZM24 130V131H23ZM34 130H36V132L34 131ZM41 130V129H40ZM48 130V131H47ZM52 130H53V132H52ZM22 131V132H21ZM38 131L40 132L39 134H38ZM47 131V132H46ZM22 133V134H21ZM34 133H35V135H36V133L38 134V135H40V136H38V135H34ZM53 133V134H52ZM31 134H33V135H31ZM46 134H48V136L46 135ZM17 135L18 136H20V137H18V138H16L17 137ZM41 135L44 137L43 139H45L46 138V142L44 141V140H42V138H41ZM15 138H16V140H15ZM52 138H53V142L52 143H50L51 141L50 140H52ZM8 139V140H7ZM30 139V140H29ZM40 139V140H39ZM7 140V141H6ZM22 140V141H21ZM42 140V141H41ZM20 141V142H19ZM20 143V144H19ZM23 143V144H22ZM37 143H39L38 145H37ZM50 144H51V149L52 150H50ZM63 145V147H64V149L63 148H60L61 146ZM5 146V147H6ZM10 146V147H9ZM18 146V147H17ZM47 146H48V148H47ZM12 147H14V149H12ZM17 147V148H16ZM24 147V148H23ZM57 147H58V149H57ZM68 149V151L66 150V148ZM7 148V149H8ZM55 149V151L56 152H58V153H60V151H62V153H60L61 155H62V157H60L59 156V154H57L56 153V156H58L57 158H56V160L57 159H59V158H62L63 159V162H61V159H60V161L59 162H57L54 158L56 157H51V155L52 156H54V154L53 153H55L54 152V149ZM59 148H60V150H59ZM117 148V150H115ZM114 150L116 151V153H120V147H116ZM47 149V150H46ZM63 149V150H62ZM38 150V151H37ZM42 150H43V152H42ZM119 150V151H118ZM259 150H262V151H264V145H263V147H262V149H259ZM31 151H32V153H31ZM52 151H53V153H52ZM34 152V153H33ZM42 152V153H41ZM67 152V153H66ZM38 153V154H37ZM45 153H46V155H45ZM63 153L65 154V156L63 155ZM31 154V155H30ZM97 154H98V156H97ZM12 155V154H11ZM32 155H33V158H32ZM41 156V157H40ZM73 156H75V151H74V155ZM48 159H47V158ZM82 157V156H81ZM91 157V159L89 160V158ZM260 157H262L263 159H264V155H260ZM36 158V159H35ZM50 158V159H49ZM80 158V157H79ZM95 158H97V160H95ZM103 158V159H102ZM45 159H46V161H45ZM65 159V160H64ZM81 160H82V158H80ZM115 159V160H114ZM37 160V161H36ZM49 160L52 162V161H54L53 162V164L52 165H54V167L53 168H51L52 166H51V163L49 162ZM95 160V161H94ZM99 160V161H98ZM109 160V161H108ZM16 161V162H17ZM23 161H25V162H23ZM31 161V162H30ZM32 161H33V163H32ZM86 161V162H85ZM91 161V162H90ZM112 161V162H111ZM43 162H44V164H43ZM49 162V163H48ZM67 164H66V163ZM73 162V163H72ZM74 162H75V164H74ZM87 162H88V164H87ZM31 163V164H30ZM42 163V164H41ZM55 163V164H54ZM59 163V164H58ZM112 163H113V166H112ZM104 164V165H103ZM8 166H9V164H7ZM7 165H6V167H7ZM43 165V167H45L44 169L41 167V166ZM75 166V167H73V166ZM109 165V166H108ZM26 166V167H25ZM70 166H72V167H70ZM99 166V167H98ZM13 167H15V166H12V167H10V170L8 169L7 171H6V175H9V173H10V175H12L13 173H12V169H13V172L15 171L16 172V168L14 169ZM25 167V168H24ZM37 167H39V168H37ZM41 167V168H40ZM80 169H79V168ZM91 167V168H90ZM110 167V168H109ZM111 167H112V169H111ZM1 168H2V166L0 167V172L1 171H3V170H1ZM8 168V167H7ZM34 168V169H33ZM55 168L56 169H58V171H59V173L58 172H54V171H51V169L53 170H55ZM60 168V169H59ZM97 168V169H96ZM33 169V170H32ZM38 169V170H37ZM47 169V170H46ZM69 169V170H68ZM77 169V170H76ZM41 170H42V175H41ZM44 170V171H43ZM46 170V171H45ZM73 170V171H72ZM76 170V171H75ZM54 173L53 175H52V173ZM56 171V170H55ZM68 173V175L66 174V177L64 176V173ZM75 171V172H74ZM105 171V172H104ZM108 171H109V173H108ZM14 172V173H15ZM35 174H34V173ZM36 172H38V175H37V173ZM50 173V177H49V174L48 173ZM12 173V174H11ZM33 173V174H32ZM44 173H45V176L46 175H48V176H46V178H47V181H44V180H46L44 177H40V175L41 176H43L44 175ZM47 173V174H46ZM57 175V177H58V179H57V177H56V175ZM62 176H61V175ZM70 174V175H69ZM73 175V176H72ZM107 175V176H106ZM34 176V177H35ZM54 177L56 178V180L54 179ZM68 177H70V178H68ZM109 178V182L108 181H104V180H101L102 178ZM28 178V177H27ZM44 178V179H43ZM66 178V179H65ZM103 178V179H104ZM43 179V180H42ZM62 179V180H61ZM28 180V179H27ZM72 180H73V182H72ZM49 181H51V179L49 180ZM63 181V182H62ZM64 181H65V183H69V186H68V184H64ZM78 183H77V182ZM91 181V182H90ZM96 181V182H95ZM35 182H36V184L38 185H35ZM71 182L72 183H74V184H72L73 185V188L70 186L71 185ZM18 183L19 182H17V185H18ZM55 183V184H54ZM77 183V184H76ZM82 183L83 184H86V185H82ZM63 184V185H62ZM44 185V186H45ZM60 185H62V186H60ZM80 185V186H79ZM81 185H82V187H81ZM10 186H12V184L10 185ZM13 186H16V184L15 185H13ZM19 186H17L18 188H19ZM40 186V187H39ZM54 186V187H55ZM58 186H60V187H58ZM63 186H64V189H62L63 188ZM66 186V187H65ZM79 186V187H78ZM33 187H32V195H31V200H30V209H29V204L27 205L26 204V201H25V204H24V202H22L23 203V205H22V208H23V211L25 212V214L27 215V217L29 218V216L30 217H33V215H34V213H35V215H38V216H35V217H40V216H42L43 214V218H46V217H44L45 215H47V217H49L50 218V213H54L53 215H52V217L50 218V219H52V220H54V219H56L55 218V216L57 215V213H58V210H53V206H52V210H51V205L48 207V204H50L51 202H50V200H48V198L50 197V199H51V196L49 195V196H47V198L45 197L44 199H43V203H40V201L41 200H39V197H38V203H37V196H35V191H33ZM76 187H77V189H76ZM26 188V189H25ZM65 188H67V189H65ZM20 188H19V190H21ZM73 189L75 190V191H73ZM94 190V191H93ZM92 191L95 193L96 192V194H94V193H92ZM45 192H49V190L47 191V189L45 190ZM66 193V194H65ZM79 195H78V194ZM80 193H81V195H80ZM90 193H91V195H90ZM115 193V194H114ZM61 194H62V192H61ZM86 194H88L89 196H88V198H87V200H90V196H92L91 197V199H92V201L90 200V202L89 201H87V203H85L86 202V197H87V195ZM93 194V195H92ZM73 195L75 196V198H76V196L78 197V196H80L81 198H76V200H75V198H73ZM85 196L84 197V200H85V204H84V207L85 206H87V205H89V207L87 206L86 207V209L84 208V207H82V205L80 206L79 204H80V202L82 201H84L82 198H83V196ZM60 196H62V195H60ZM113 196V197H112ZM32 197H33V200H32ZM99 198H100V201L101 202H99ZM102 199V200H101ZM112 199V200H111ZM28 200H29V198H28ZM98 200V201H97ZM46 201V203H47V207L49 208V210L46 208V210H45V206H46V203H45V205H44V202ZM52 201V200H51ZM81 202V203H82ZM96 203L97 202V204L95 205V204H93V203ZM107 202V203H106ZM28 203V202H27ZM76 203V204H75ZM79 203V204H78ZM90 203H92V205L90 204ZM32 204V205H31ZM33 204H34V207H33ZM101 204V205H100ZM25 205V206H24ZM38 205V206H37ZM94 205V207H91V206H93ZM105 205V206H104ZM108 205V206H107ZM97 206H101L102 207V209H98V207ZM42 209H41V208ZM76 207H74V208H76ZM91 207V208H90ZM100 207V208H101ZM44 208V209H43ZM92 208H93V211H92ZM94 208H96V209H94ZM0 209H1V207H0ZM3 209V208H2ZM36 209V210H35ZM88 209V210H87ZM91 209V210H90ZM97 209H98V212H97ZM33 210H34V212H33ZM37 210H38V212H37ZM43 210H44V213H43ZM47 210L49 211V213L47 212ZM85 210V211H84ZM86 210H87V212H86ZM100 210H101V212H100ZM104 210H103V212H104ZM26 211H28L27 213H26ZM41 211V212H40ZM83 211V212H82ZM89 211V212H88ZM33 212V213H32ZM56 212V213H55ZM95 212H96V214H95ZM100 212V213H99ZM30 213V214H29ZM46 213V214H45ZM48 213V214H47ZM91 213V214H90ZM2 213H0V215H1ZM28 214H29V216H28ZM41 214V215H40ZM87 214H88V216H87ZM3 215V214H2ZM50 215V216H49ZM78 215H76L77 217H78ZM79 218V217H78ZM13 225H15V224H13ZM59 226H61V225H63L62 223H59L58 224ZM8 228L10 229V227L8 226ZM8 229V230H9ZM47 230V229H46ZM261 230V229H260ZM11 233L13 232H17L16 230H14V229H12V230H9ZM57 231H58V229H57ZM57 231H55L54 230V232H57ZM60 231V230H59ZM58 231V232H59ZM53 232V231H52ZM260 232V233H259ZM259 232H257V234L259 233V237H258V239H255L256 240V243H255V240H254V243H253V245H255L257 248H259V249H261L262 248V250H264V227H263V232H262V230L261 231H259ZM14 233V234H15ZM261 234H262V236H261ZM34 238H35V245L31 248V249H33V250H30L29 252H27V253H25V255L26 256H24V254L22 255V259L21 258H19L18 260H16L15 262H14V264H19L21 261V263L20 264H38V263H40V258L42 257V255H45V253L48 251L49 253H46V254H50L52 251H53V248H51V246L52 245H50L49 244V242L51 243V241L48 239V237H46V236H42V235H35L34 236ZM40 238V239H39ZM262 239V240H261ZM79 240H80V238H79ZM257 240H258V243L259 244H257ZM2 241V240H1ZM48 241V242H47ZM262 241V242H261ZM262 244V245H261ZM0 246H2L1 245V243H0ZM41 248V249H40ZM46 248V249H45ZM52 249V250H51ZM51 250V251H50ZM177 250H178V248H176L175 247V249H174V251H175V255H178V257L179 256H181V252H178L177 253ZM31 253V254H30ZM41 253H42V255H41ZM39 256V257H38ZM24 257V258H23ZM246 256H244V257H242L243 259L245 258ZM31 258V259H30ZM34 258V259H33ZM36 258H38V260L36 259ZM63 258V257H62ZM264 259V258H263ZM189 260V262L191 261V259H188ZM18 261V262H17ZM44 261H46V260H43V262L41 261V263L42 264H50V262L48 261H46V262H44ZM224 261V259H222V262ZM250 263H252V261H250ZM262 264V259L260 260V263H259V261L258 260H256V261H254L252 264ZM263 263H264V260H263ZM189 264H195L194 263V261H191Z\"/></svg>", "mask_w": 264, "mask_h": 264}]
</instances>
